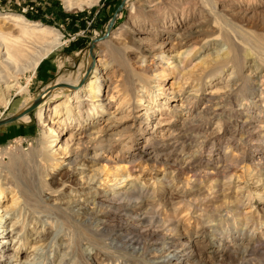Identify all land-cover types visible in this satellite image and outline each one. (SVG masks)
I'll return each instance as SVG.
<instances>
[{
	"label": "rangeland",
	"instance_id": "obj_1",
	"mask_svg": "<svg viewBox=\"0 0 264 264\" xmlns=\"http://www.w3.org/2000/svg\"><path fill=\"white\" fill-rule=\"evenodd\" d=\"M121 1L98 0L90 7L68 10L60 0H0V32L4 37L0 39V44L4 43L1 53L7 48L20 68L28 67L32 54L41 52L47 40L30 38L25 43L27 47L13 45L10 35L18 36L19 30L3 16H21L27 23L49 27L61 37L60 44L40 62L34 76L31 72L18 75L21 85L31 79L30 91L18 96L12 92L10 104H0V120L21 112L58 77L74 79L84 73L92 41L106 33ZM153 4H157L156 11L149 7ZM181 29H186L188 36L178 44L175 32ZM224 37H232L239 45L241 66L235 70L228 66L201 82L199 77H190L182 87V77L198 73L208 65L210 58L205 56L212 48L220 46L219 54L226 57ZM147 40L167 41V45L163 51L148 54L141 49L142 42ZM185 51L187 56L183 57ZM91 52L96 54L93 62L99 60L97 70L82 78L77 88L84 96L86 86L96 82L97 92L89 99L94 108L88 106V101L82 103V114L87 112L89 116L81 120L74 109L77 101L68 102L70 118L64 117L58 130L59 146L69 133L86 138L105 126L112 116L121 127L129 125L135 116H147L151 126L159 124V119H176L180 101L188 94H194L191 110L197 114L214 87L223 88L221 93L233 99L199 133L219 131L220 137L213 145L193 148L191 153H199L203 163L197 175L192 176L148 160L134 166L128 164L127 158L110 162L84 159L70 164L69 155L58 147L53 149L57 152L49 155L50 161L40 163L34 156L45 152L48 132L37 122V108L28 114L29 123L18 120L0 127V191L7 181L26 190L27 174L14 177L16 170L25 172L26 162L30 164L36 158L39 171L36 196H22L20 205L15 212H9L10 219L0 228V241H8L0 246V264H152L130 252L119 254L104 234L95 231L94 224H84L95 208L93 203H119L118 198L130 189L142 190L139 202L153 205L160 218L178 223V232L184 238L187 235L185 239L192 246L190 264H264V129L253 130L248 125L243 132L235 123L247 120L248 116H264V94L249 97L248 89L245 90L251 79L264 74V0H127L109 36L94 43ZM182 60L183 65L176 67V62ZM159 68L165 71L164 78L160 77ZM158 84L169 88L166 102ZM178 88L182 95L175 97ZM62 89L48 100L47 109L67 100L71 91ZM153 99H157L155 106ZM260 120L255 119V124ZM166 124L162 123L158 131L174 130ZM13 159L19 162L17 166ZM41 183L48 188H42ZM4 196L1 208L8 202L9 193L6 191ZM29 211L33 213L31 217L39 216L41 223L37 227L42 230L23 235L17 229V233L6 235V229L23 224V217L25 224ZM15 219L20 220L17 223ZM102 220L99 225L104 228L125 223L109 216ZM12 225L15 227L11 229ZM246 246L258 250L253 253L245 250Z\"/></svg>",
	"mask_w": 264,
	"mask_h": 264
},
{
	"label": "bare ground",
	"instance_id": "obj_2",
	"mask_svg": "<svg viewBox=\"0 0 264 264\" xmlns=\"http://www.w3.org/2000/svg\"><path fill=\"white\" fill-rule=\"evenodd\" d=\"M60 1L63 2L66 9L73 10L82 9L83 7H90L97 3L98 0ZM156 5L157 4H153L149 7L154 8L152 10L156 11L158 9ZM2 19L7 23L12 24L19 30L18 36H15V34L10 35L11 43L17 47H27L25 43L27 40H31L30 38H41L47 40L45 47L41 52L32 54V61L27 65V68H20L14 64V60L9 55V50L7 48L2 54L1 44L3 42L0 44V104L7 106L10 104L11 99L9 97L11 96L12 92H15L16 95H23L30 91L31 79H27L28 82L25 83V85H21L17 78L18 75L21 73L31 72L33 73L31 77L34 76V71L37 69L40 62L60 44L61 37L59 34L50 31L51 29L49 27L42 26L38 23H27L26 20L21 16L8 15L3 16ZM221 29L225 30L222 28V26ZM187 36L188 32L186 29H181L180 31L175 32V40L178 44L179 42L185 40ZM3 38V34L0 32V39ZM224 41L226 42L225 44L227 46L226 57L223 58V56L219 54L221 51L219 49L220 46L212 48L213 51L208 52L205 56L206 58H210V60L207 61L208 65L198 73H191L190 75H186L184 78L182 77V87L190 77H199L201 82L204 78H211L216 73L227 68L228 66H232L233 70L241 66V49L237 42L232 37H224ZM166 45L167 41L147 40L142 42L141 49L145 53L152 54V52L156 50L163 51ZM3 48H5V46ZM4 55H6V58L3 59ZM95 55V52L92 53V55H90V53L88 54L84 73L79 74V77L74 79L70 77H58L53 82V84L44 87L40 92L39 98L41 99V102L37 107L36 119L37 122H39L42 127L47 130L48 136L47 142L46 144L44 143L45 146H43L45 147V152H41L40 154L38 153V155L34 157L40 159V163H46L47 160H51L49 155L57 152V150L53 152V149L58 147V150L64 151L65 154L69 155L70 164H75L76 162L84 159H91L94 161L101 159L102 161L104 160L105 162H110L111 159H118L119 161L125 160L127 158L128 164L130 166H134V164H136L138 161L148 160L156 165L168 166L171 169H176L177 171L184 173L187 172L192 176H196L198 170L200 171L203 160L199 153L195 155L191 153V151L195 146L202 148L209 144L213 145L220 137L219 131L208 133L206 135L200 134L199 131L202 129L204 124L206 125V123L218 118L220 112L223 110V106L233 99L231 95L221 93L225 91L221 87H214L213 90L209 92L210 94H208V96L204 99V104L201 111L197 114H193L191 110L194 94H188L180 101L181 110L179 111V116L175 117L176 119H159V124L151 126L150 122H148L147 116H144L145 118L135 116L130 120L129 125L121 127L119 126V123H117L119 120L112 116L108 119L105 126L96 129L95 132H92L86 138L80 134L74 136L72 132L69 133L68 138L65 139L63 144L59 146L58 140L61 134L58 130L60 126H62L61 123L64 121V119L68 118L69 120L70 118L68 102L73 100L77 101L74 109H76V115L78 118L81 120H86L89 116L87 112H84V115L82 114V103L85 101L90 102L89 99L91 98V95L97 92L94 89L96 87V82L91 81L86 86L84 91L82 90L84 96H80L81 91L79 92V87L81 86L80 82L82 78H86L94 70L96 72L97 63H99V60H97L96 63L93 62ZM186 56L187 52L185 51L183 53V57ZM184 62L185 61L183 60L176 62V67H180ZM159 73L160 77H165V71L163 69L159 68ZM231 75L233 76L234 73H231ZM60 83H64L67 86L57 87V85ZM78 85L79 87L77 88ZM110 85L108 89L110 88ZM62 88H65V91H71V94L66 96L67 100L65 102L55 103L53 108L47 109L48 100L55 97V95L59 93L58 89ZM158 88L159 90H162V100L166 102L170 97V93L167 92L169 88H164V85L162 84H158ZM178 89L179 90L176 92L175 97L182 95L180 93L182 89ZM247 89V96L249 97L256 96L257 93L259 95H263L264 74L256 80L251 79V84L245 87V90ZM82 97H86L87 100H82ZM109 99L111 100L112 96H110ZM255 102L260 103L261 101L256 100ZM156 103L157 99H153L152 104L154 105ZM28 106H25L23 110ZM88 106L93 107L92 102H90V105ZM154 106H151L150 110H153ZM259 107H262V105ZM255 119L256 121L262 119V122L255 124ZM20 120L22 122L29 123L30 117L25 115ZM115 120L116 124L113 123ZM79 122L80 121H78V123ZM164 122L167 123L166 125L174 127V130L170 132H163V129L161 130L162 132L158 131L160 130L158 128L161 127L162 123ZM236 122L239 123L238 130H242L243 132L246 131L245 127L248 125H251L253 130L264 129V125H262L264 123V116L260 118L248 116L247 120L242 122L235 121V123ZM61 133H63V131H61ZM143 138L145 139V142L141 143V139ZM114 152L115 155H112ZM36 158H34L35 160H31L30 164L27 162L25 163L26 169L24 170L25 172L23 171L24 173L16 170L14 174L16 179L27 174L24 187L26 190H22L23 187H21V189L19 186L7 181L5 183L6 187L0 191V201H2L5 197L4 194L6 191L9 193L8 202L3 204L2 208L0 207V228L4 227L7 221L10 219L9 212H15L16 208L20 205L19 199L22 198V196L26 199L36 196V183L39 178V171L36 165L38 161ZM18 163L19 162L13 159V164L15 166H17ZM192 165L195 168H193ZM227 168L228 167H225V169ZM41 187L48 188L47 184L44 183H41ZM141 191L142 190L138 191V189H130L128 191L126 190L124 196L118 198L120 201L119 203H115V201L108 204L101 202L93 203V207L95 208L90 212V216L84 224L87 226H92L94 224L93 227L96 228L95 231L97 233L104 234V236L110 240L114 250L121 255L130 252L133 255H139L141 257L147 258L148 260L152 261V264H190V260L193 258V250L190 241L185 239L187 235H185L184 238V235H182L183 233L180 234L178 232L179 225L177 222L174 223L172 220L167 218H160V215L156 212L157 210H154L153 205L139 202ZM24 214L26 216V212H24ZM32 214L33 213H31V211L27 212L25 224V217H23V224L21 226L14 228L15 226L12 225L10 227L11 229H14L8 231L6 229L5 234L8 235L13 231H16L17 233V229L18 231H23V235H27L31 231H41L42 229L37 227L41 223L38 220L39 216L31 217ZM106 216L122 219L125 221V223L118 226L117 228H104V226L101 227L99 224ZM32 219H35V221L33 222ZM19 220H16L17 223ZM95 222H97L98 225H95ZM30 226H32V228H30ZM7 242L8 241H5V238H3L0 241V246L3 247V245L7 244ZM38 242L40 241H37V243ZM244 248L245 250L249 249V251L253 253L257 252L258 250V248L249 246Z\"/></svg>",
	"mask_w": 264,
	"mask_h": 264
},
{
	"label": "water",
	"instance_id": "obj_3",
	"mask_svg": "<svg viewBox=\"0 0 264 264\" xmlns=\"http://www.w3.org/2000/svg\"><path fill=\"white\" fill-rule=\"evenodd\" d=\"M126 3V0H122L120 2V4L118 5V7L115 10V13L113 14L112 18L110 19V21L108 22L107 28H106V33L98 39H95L92 41L91 45H90V54L92 55V49L94 48V43L99 42L101 40H104L105 38H107L109 36V33L111 32V29L115 23V20L117 18V15L121 12V10L124 8V5ZM67 85L64 83H60L57 85V87H66ZM41 99L39 97H37L26 109H24L23 111L15 114V115H11L9 117H6L4 119L0 120V127L17 122L18 120H20L23 116L28 115L29 113H31L33 110H35L38 105L40 104Z\"/></svg>",
	"mask_w": 264,
	"mask_h": 264
}]
</instances>
